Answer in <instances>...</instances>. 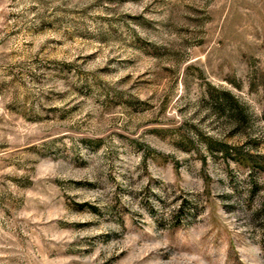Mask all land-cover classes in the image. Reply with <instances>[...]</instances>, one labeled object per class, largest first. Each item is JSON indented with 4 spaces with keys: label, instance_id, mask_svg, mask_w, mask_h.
<instances>
[{
    "label": "rangeland",
    "instance_id": "374dc122",
    "mask_svg": "<svg viewBox=\"0 0 264 264\" xmlns=\"http://www.w3.org/2000/svg\"><path fill=\"white\" fill-rule=\"evenodd\" d=\"M0 264H264V0H0Z\"/></svg>",
    "mask_w": 264,
    "mask_h": 264
}]
</instances>
